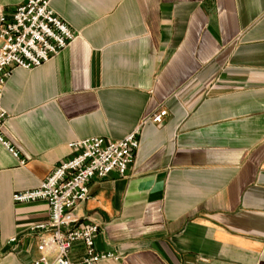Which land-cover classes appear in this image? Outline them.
I'll return each instance as SVG.
<instances>
[{
    "label": "crops",
    "instance_id": "0c3cea01",
    "mask_svg": "<svg viewBox=\"0 0 264 264\" xmlns=\"http://www.w3.org/2000/svg\"><path fill=\"white\" fill-rule=\"evenodd\" d=\"M23 1L0 0V14ZM51 6L74 38L3 85L0 264H33L30 227L49 215L12 193L71 157V141L136 128L127 172L92 178L75 211L99 223L94 248L113 253L100 264H264V0ZM85 252L76 240L69 257Z\"/></svg>",
    "mask_w": 264,
    "mask_h": 264
},
{
    "label": "built area",
    "instance_id": "2783aa9c",
    "mask_svg": "<svg viewBox=\"0 0 264 264\" xmlns=\"http://www.w3.org/2000/svg\"><path fill=\"white\" fill-rule=\"evenodd\" d=\"M74 36L75 31L55 12L51 0H24L9 15L1 13L0 101L4 81L12 68H31L42 63L65 48ZM165 113V109H160L147 119L160 122ZM4 116L0 105V125ZM138 131L136 128L119 139L95 135L71 141L75 151L71 157L55 165L37 186L12 193L14 201L44 199L49 204L48 218L30 227L42 231L37 243L41 254L33 259V264H100L102 258L113 255L94 248L99 223L80 222L75 211L88 198L92 178H103L112 170L121 175L127 172L139 146ZM3 142L17 154L13 146ZM76 240L86 246L79 262L69 257Z\"/></svg>",
    "mask_w": 264,
    "mask_h": 264
}]
</instances>
